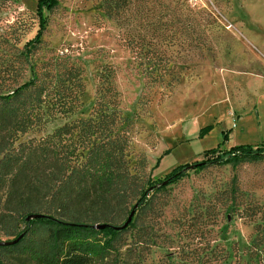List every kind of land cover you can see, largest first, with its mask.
Wrapping results in <instances>:
<instances>
[{"label": "rangeland", "instance_id": "1", "mask_svg": "<svg viewBox=\"0 0 264 264\" xmlns=\"http://www.w3.org/2000/svg\"><path fill=\"white\" fill-rule=\"evenodd\" d=\"M37 1L0 0V87L22 84L32 65L42 71L60 59L81 70L84 91L73 115L21 141L90 118L111 68L118 93L111 111L127 120L122 129L131 168L145 157L152 181L202 161L220 145L264 146V0H157L142 16L133 9V22L123 29L104 15L102 0H57V8L45 12L43 44L27 64L25 44L39 30ZM141 36L144 46L137 44ZM154 62L164 69L155 72ZM152 72L178 80L153 85ZM258 225L264 229V158L214 165L157 193L144 226L155 245L137 244L133 231L127 261L264 264V245L252 243Z\"/></svg>", "mask_w": 264, "mask_h": 264}, {"label": "trees", "instance_id": "2", "mask_svg": "<svg viewBox=\"0 0 264 264\" xmlns=\"http://www.w3.org/2000/svg\"><path fill=\"white\" fill-rule=\"evenodd\" d=\"M155 2L102 0V9L123 29L133 22V9L142 16ZM57 6V0L37 1L39 30L25 44V63L43 44L48 24L45 12ZM137 44L144 46L145 38H138ZM156 64L155 72L164 69ZM30 69L26 82L7 91L0 87V235L6 242L19 239L0 245V264H130L133 231L140 236L137 244L155 245L144 226L157 193L192 172L264 158V146L225 150L220 145L206 150L202 161L180 165L160 181H152L145 157L131 168L129 137L122 129L127 120L111 111L118 96L111 68L102 75L107 86L101 85L100 100L90 118L66 122L45 137L21 141L29 132L73 115L84 91L81 70L64 60L54 59L42 71L33 65ZM147 77L153 85L178 80L153 72ZM106 93L112 97L105 99ZM135 208L133 221L123 229L94 228L103 224L122 227ZM36 215L42 217L28 220ZM256 230L254 248L264 245V229L258 225Z\"/></svg>", "mask_w": 264, "mask_h": 264}, {"label": "water", "instance_id": "3", "mask_svg": "<svg viewBox=\"0 0 264 264\" xmlns=\"http://www.w3.org/2000/svg\"><path fill=\"white\" fill-rule=\"evenodd\" d=\"M135 211H136V208L132 211V213L130 214L127 222L122 227H113L111 225L103 224V225H96L94 228H96L98 230H103V229H106V228H109V227L110 228H114V229H123V228L127 227L133 221V217L135 215ZM41 217H42L41 215H36V216L29 217L28 220L35 219V218H41ZM18 240L12 241V242L3 241V242H0V245H11V244H14L15 242H17Z\"/></svg>", "mask_w": 264, "mask_h": 264}]
</instances>
